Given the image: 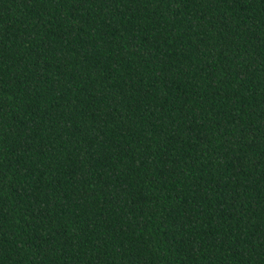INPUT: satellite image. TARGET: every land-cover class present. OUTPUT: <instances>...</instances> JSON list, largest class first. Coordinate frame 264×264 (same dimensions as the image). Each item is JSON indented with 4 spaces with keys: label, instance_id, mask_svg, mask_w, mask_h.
Masks as SVG:
<instances>
[{
    "label": "trees",
    "instance_id": "trees-1",
    "mask_svg": "<svg viewBox=\"0 0 264 264\" xmlns=\"http://www.w3.org/2000/svg\"><path fill=\"white\" fill-rule=\"evenodd\" d=\"M0 264H264V0H0Z\"/></svg>",
    "mask_w": 264,
    "mask_h": 264
}]
</instances>
